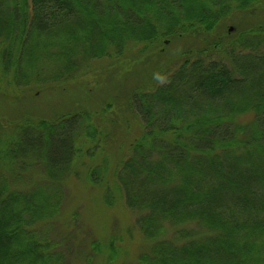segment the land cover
<instances>
[{
  "label": "trees",
  "instance_id": "obj_1",
  "mask_svg": "<svg viewBox=\"0 0 264 264\" xmlns=\"http://www.w3.org/2000/svg\"><path fill=\"white\" fill-rule=\"evenodd\" d=\"M263 1L0 0L1 68L25 86L43 72V52L53 50L60 78L76 57L120 53L131 42L166 46L213 30L221 21L206 10L209 2L232 11ZM239 38L229 63L188 51L163 83L130 97L143 133L115 184L139 214L135 227L147 244L140 264H264V25ZM245 113L250 124L237 121ZM15 124L3 150L0 143V167L9 171L0 172V264H58L41 225L58 215L59 192L47 191L48 183L20 190L24 172L10 168H26L21 159L34 155L49 184L64 186L76 168L104 156L107 128L87 112ZM101 171L92 165L88 183L103 185Z\"/></svg>",
  "mask_w": 264,
  "mask_h": 264
},
{
  "label": "rangeland",
  "instance_id": "obj_2",
  "mask_svg": "<svg viewBox=\"0 0 264 264\" xmlns=\"http://www.w3.org/2000/svg\"><path fill=\"white\" fill-rule=\"evenodd\" d=\"M206 10L221 21L213 30L201 28L194 37L176 38L166 42V46L131 42L120 53L112 50L110 55L96 59L76 57L73 71H65L60 78L57 77L61 60L52 55L53 50L50 55L43 52L51 60L43 59V72L38 79L30 77L25 86L16 84L11 71H3L4 58L0 57L2 150L16 121L25 117L40 120L87 112L107 128L104 156L95 155L90 158L92 161L76 168L78 176L66 179L64 186L49 184L44 163L34 155L21 159L26 168L16 165L10 168L13 172H24L21 184L15 185L20 190L42 189L48 183L47 191L59 192L62 204L58 215L41 225L52 241L53 251L59 255L58 264H140L138 258L147 244L135 227L139 214L125 207L115 184L116 171L130 145L143 133V122L130 102L132 93L149 91L163 83L167 73L183 62L188 51H204L229 63V57L240 48V33L264 25V1L255 8L232 11L228 4L218 7L209 2ZM237 121L250 124L253 115L245 113ZM95 164L101 166V175L106 178L101 186L89 184L85 177ZM0 172L9 171L0 167ZM106 195L109 204L105 202Z\"/></svg>",
  "mask_w": 264,
  "mask_h": 264
}]
</instances>
